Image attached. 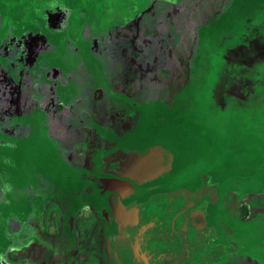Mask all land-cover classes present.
<instances>
[{
    "label": "flooded vegetation",
    "instance_id": "1",
    "mask_svg": "<svg viewBox=\"0 0 264 264\" xmlns=\"http://www.w3.org/2000/svg\"><path fill=\"white\" fill-rule=\"evenodd\" d=\"M9 1L21 3L0 0V153L15 165L0 164V264H201L219 255L226 235L208 222L213 206L221 211L206 178L195 188L174 183L160 146L120 139L153 113L146 105L181 102L194 63L179 64L178 52L231 0H138L122 16L112 14L127 0H100L112 18L98 28L57 0L8 19ZM223 59L216 103L264 90V29ZM197 243L210 249L203 257Z\"/></svg>",
    "mask_w": 264,
    "mask_h": 264
},
{
    "label": "rangeland",
    "instance_id": "2",
    "mask_svg": "<svg viewBox=\"0 0 264 264\" xmlns=\"http://www.w3.org/2000/svg\"><path fill=\"white\" fill-rule=\"evenodd\" d=\"M19 1L21 3L15 6L12 1L1 5L5 17L20 20L44 7V0ZM57 2L68 4L69 11L78 21V12L85 10L93 16L92 26L98 28L104 25L105 18L124 15L132 2L138 0H127L112 15L105 12L100 0ZM22 22L20 25L27 27L28 20ZM205 25L196 30L187 53L178 52L181 54L179 64L191 59L194 63L191 83L184 90L181 102L171 110L146 105L145 109L153 113H148L142 126L132 133L122 131L120 140L127 145L132 142L134 148L140 149L160 146L161 156L170 162L167 172L174 183L195 188V182L205 177L211 194L218 195L215 202L220 204L219 210L222 213L223 207L227 211L220 215L217 206H213L211 211L217 220L213 217L208 222L216 232L226 235V241L215 242L221 249L220 254L208 253L209 257L201 264H235L239 261L240 264H264V90L257 89L246 102L226 99L225 105L216 103L212 94L214 84L225 68L224 51L264 29V0H231L223 13L213 18L208 27ZM255 71L250 76L263 72L261 69ZM220 90H214L216 98ZM139 108L141 112L146 111L144 106ZM11 155L8 151L1 152L0 164L14 171ZM240 203L247 208L246 218L242 217L244 211L236 205ZM6 204L5 201L4 207ZM232 205L235 209L238 207L239 217L232 214ZM21 209L25 210V207ZM204 249V245L197 243V255L203 257L210 250L206 247L205 252Z\"/></svg>",
    "mask_w": 264,
    "mask_h": 264
},
{
    "label": "trees",
    "instance_id": "3",
    "mask_svg": "<svg viewBox=\"0 0 264 264\" xmlns=\"http://www.w3.org/2000/svg\"><path fill=\"white\" fill-rule=\"evenodd\" d=\"M157 50H156V47H153V45H150V48H149V62H152L153 60H155V63L157 61L158 63V60H160V57H157L158 54H156ZM154 63H152L153 65ZM244 212H241L242 213V217L246 218V211H247V208H245L244 206H241L240 207ZM246 209V210H245Z\"/></svg>",
    "mask_w": 264,
    "mask_h": 264
},
{
    "label": "water",
    "instance_id": "4",
    "mask_svg": "<svg viewBox=\"0 0 264 264\" xmlns=\"http://www.w3.org/2000/svg\"><path fill=\"white\" fill-rule=\"evenodd\" d=\"M115 181H116L115 179H111V180L107 179L105 183H107L108 186H111L113 185V183H115Z\"/></svg>",
    "mask_w": 264,
    "mask_h": 264
}]
</instances>
